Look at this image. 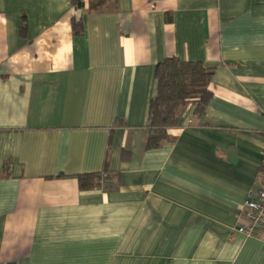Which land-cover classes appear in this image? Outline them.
Masks as SVG:
<instances>
[{
	"label": "crops",
	"instance_id": "crops-1",
	"mask_svg": "<svg viewBox=\"0 0 264 264\" xmlns=\"http://www.w3.org/2000/svg\"><path fill=\"white\" fill-rule=\"evenodd\" d=\"M88 1L0 0V264H264L235 230L264 172V0ZM172 56L212 95L148 149Z\"/></svg>",
	"mask_w": 264,
	"mask_h": 264
},
{
	"label": "trees",
	"instance_id": "trees-1",
	"mask_svg": "<svg viewBox=\"0 0 264 264\" xmlns=\"http://www.w3.org/2000/svg\"><path fill=\"white\" fill-rule=\"evenodd\" d=\"M75 8L83 7V0H72ZM111 0H89L90 10L110 8ZM73 33L80 32V19L70 20ZM213 68L201 61L166 57L154 68L155 93L150 98L145 129V147L158 148L174 139L170 128L178 125L185 111L192 107L193 116H200L212 93L208 88ZM107 178V174L77 175L79 187L88 189Z\"/></svg>",
	"mask_w": 264,
	"mask_h": 264
},
{
	"label": "built area",
	"instance_id": "built-area-1",
	"mask_svg": "<svg viewBox=\"0 0 264 264\" xmlns=\"http://www.w3.org/2000/svg\"><path fill=\"white\" fill-rule=\"evenodd\" d=\"M242 222L235 230L245 236H255L264 231V172L260 184L250 189L243 202Z\"/></svg>",
	"mask_w": 264,
	"mask_h": 264
}]
</instances>
